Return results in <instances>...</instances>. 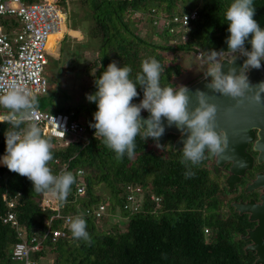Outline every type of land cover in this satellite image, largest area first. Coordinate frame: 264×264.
<instances>
[{"label": "trees", "instance_id": "1", "mask_svg": "<svg viewBox=\"0 0 264 264\" xmlns=\"http://www.w3.org/2000/svg\"><path fill=\"white\" fill-rule=\"evenodd\" d=\"M54 1L67 10L68 20L73 10L71 5L77 2V12L81 11L83 19L89 22L88 38L94 41L92 46L79 42L77 38L84 34L72 26L68 27L69 30L66 27L69 34L65 41L68 51L73 49L69 37L77 40L73 43L83 48L81 55L85 49H90L82 68L87 80L78 85L85 96L77 97L74 104H59V74L66 60L61 54L51 53L46 70H51L55 76L51 74L48 82L58 83L35 100L37 107L45 111H73V117L86 127V138L57 147L55 138L43 135L52 145L53 160L49 167L53 175L70 171L76 178L67 197L62 200L58 196L57 209L44 205V197L52 192L35 191L30 180L0 164V264L14 260L13 247L21 240L18 229L3 222L2 216L8 210L7 199L16 200L14 211L21 230L29 238L35 234L44 235L49 226L67 231V236L56 240L48 234L43 249L34 253L33 257L41 261L52 253L48 264H261L257 262L258 255L251 247L249 236L256 222L232 202L236 199L234 190L225 174L215 169V154L206 152L197 164L188 162L186 165L181 162L182 147H175V134L170 133L158 147L153 139L146 141L142 138V130L135 139L134 155L129 158L125 153L118 157L104 143L103 136L95 137V129L90 124L95 123L93 116L97 105L86 98V94L97 91L95 80L113 60L118 62V66L132 69L130 79L134 82L141 72L142 61L151 58L161 65L162 87L177 89L199 80L210 66H197L196 61H188L186 52H195L194 49L198 48L199 57L208 58L212 64L213 49L227 50L225 41L229 32L225 12L233 0ZM253 6L256 8L254 19L264 28V0H253ZM192 10H197V16L179 31H171L172 25L163 22L166 17ZM137 23L163 27L166 32L163 37H167V41L157 42L149 34L141 36ZM184 32L187 33L186 38L183 37ZM177 37L181 39L173 42L175 45L168 43ZM137 87L140 95L134 98L133 103H139L143 98L142 89L138 84ZM46 96L51 100L50 104H44ZM1 114H9V110L0 107ZM142 116L147 118L148 113L143 111ZM0 121H3L0 123L2 157L6 149L4 134L12 126L6 119ZM24 127L22 124L21 128ZM78 169L85 171L87 183L84 194L77 193L80 182ZM129 184L142 187L141 194L137 195V210L127 206L126 186ZM153 194L158 199L152 198ZM100 203L108 204V211L98 219L94 209ZM117 207L126 220L121 229L118 224L108 222ZM58 212L60 216L57 217L55 214ZM69 215L72 218L83 216L90 240L73 237L69 224H65V217ZM103 219L109 228H98V221Z\"/></svg>", "mask_w": 264, "mask_h": 264}, {"label": "clouds", "instance_id": "2", "mask_svg": "<svg viewBox=\"0 0 264 264\" xmlns=\"http://www.w3.org/2000/svg\"><path fill=\"white\" fill-rule=\"evenodd\" d=\"M256 8L253 0H233L225 12L229 36L226 39L227 50L235 56L229 63L227 71L225 61L219 62V55L224 50H212V64L204 74L209 82L205 85L215 92L236 99L237 102L254 89L264 93V82L251 85L248 73L244 69L264 67V28L254 19ZM250 45V48L247 47ZM244 57L242 66L235 61ZM132 69L129 66H118L113 60L106 70L95 80L97 91L86 94L89 102L97 105L90 127L95 129V137L103 136L104 143L123 157L125 153L131 158L134 155L135 139L143 130V139L151 138L159 147L160 138L166 128L175 127L180 132V149L183 153L182 163L197 164L205 155L222 153L228 147V140L222 131H217L216 117L218 108L209 102L207 93L196 89L198 106L190 107L191 90L184 85L174 89L160 84L161 65L155 59H145L141 63V72L136 81L130 79ZM137 84L143 91L139 103H133L139 97ZM257 102L261 95L253 97ZM0 107L9 110L6 120L12 128L5 131L6 149L0 164L11 172L26 177L37 192L50 191L65 199L75 183V176L70 171L53 175L49 162L53 160L52 145L42 135L34 122L37 111L35 97L23 89L12 88L0 95ZM148 113L147 118L142 112ZM3 121H0L2 123ZM166 122V123H165ZM25 125L21 128V125ZM87 222L83 216L70 218L69 229L76 239L90 240L86 231Z\"/></svg>", "mask_w": 264, "mask_h": 264}, {"label": "built area", "instance_id": "3", "mask_svg": "<svg viewBox=\"0 0 264 264\" xmlns=\"http://www.w3.org/2000/svg\"><path fill=\"white\" fill-rule=\"evenodd\" d=\"M66 9L54 0H39L28 2L27 0H0V95L12 88L23 89L37 98L49 91V82L46 76V67L51 49L48 40L52 33L59 31L63 25L67 27ZM197 16V10L183 12L173 17H166L163 22L171 26V31L187 27L192 19ZM235 56L230 51H224L219 55V62L224 58L233 59ZM8 114H1L0 120L6 119ZM74 112H51L37 107L34 122L40 127L42 135L57 140L61 147L67 146L73 141L85 139L86 127L79 119L73 117ZM80 182L77 188L78 194H84L86 190L85 171H77ZM127 198L132 210L139 207L137 195L141 194L140 185H127ZM152 198L158 199L154 194ZM6 199V196H5ZM8 210L2 216L3 222L10 223L18 229L21 240L18 241L12 251V258L22 264H42L41 259H35L34 253L44 247V239L51 234L52 239L67 236V231L62 228L48 227L44 234H35L30 238L21 230L20 222L14 211L16 200L7 199ZM44 205L57 209L58 195L48 194L44 197ZM108 211V204L100 203L94 213L100 219ZM89 212V209H87ZM55 216H60L56 213ZM71 215L65 217V224H69Z\"/></svg>", "mask_w": 264, "mask_h": 264}, {"label": "water", "instance_id": "4", "mask_svg": "<svg viewBox=\"0 0 264 264\" xmlns=\"http://www.w3.org/2000/svg\"><path fill=\"white\" fill-rule=\"evenodd\" d=\"M195 52H199L198 48L194 49ZM244 57H240L235 61L237 67L242 66ZM235 60L224 58L221 63L225 61L224 70L227 71L228 62L231 63ZM228 61V62H227ZM247 71L248 79L251 85H258L264 82V68L251 69ZM210 78L206 80L204 77L192 83L188 88L191 90V101L190 107L194 109L198 106V102L195 96V90L200 89L207 93L210 103L217 105L218 112L216 117V130L222 131L228 140V147L219 154H216V169L219 166H224L227 162H233L231 171L232 175L228 179L230 187L233 186L234 182L239 180L241 175L245 172V169L253 166V157H251L246 151L249 141L255 138L258 134L259 139L256 141L255 149L259 151V161L264 160V93H259L258 89H254L252 92L244 98H241L239 102L230 96L222 95L215 92L205 85L209 82ZM261 95V100L257 102L253 97ZM146 118V117H144ZM166 123V122H165ZM258 130L256 132L255 130ZM170 133L176 134L175 147H183L180 143V132L175 128H166L165 134L160 138V143H163ZM205 151V155L206 156ZM264 186V177H258L257 182L254 186ZM263 203L255 205L254 202L250 201L248 204H236V207L240 211H251V219L257 220L258 225L255 229L249 232L250 239L253 241L251 247L256 250L258 255V263L264 264V197Z\"/></svg>", "mask_w": 264, "mask_h": 264}, {"label": "rangeland", "instance_id": "5", "mask_svg": "<svg viewBox=\"0 0 264 264\" xmlns=\"http://www.w3.org/2000/svg\"><path fill=\"white\" fill-rule=\"evenodd\" d=\"M71 6L73 7V10L71 12L70 20H68L67 18V29L70 26L79 28L83 32L84 36L78 37L77 39L80 40L79 42L89 43L90 45L88 46L90 47L94 44V41L88 38L90 35L88 33L89 22L88 20L83 19V15L81 11L77 12L79 8L77 5V2H74ZM136 26L141 36L149 34L153 40H156L157 42H160L159 40H161V42L163 43H165V41H167L168 39L167 37H163L166 33L163 27L154 28V27H151L150 25L149 27H147L148 26L147 24H140V23H137ZM180 29L181 28H178L176 31H179ZM68 30H66L65 28L63 29V32H60L56 36L54 35L53 40L51 41V45H50V49L52 50V53L54 55L59 56L61 54L63 55V58L66 60L65 65L63 67V71H61V73L59 74V84H60L59 104L61 105H65L69 103L74 104V101H76L77 97L81 99L83 98V96H85V94L82 93L83 89L80 88V86L78 87V85L84 83L85 80H87V77L83 75L82 68L84 67L85 62H86L84 57L90 54V49H87V50L85 49L84 54L81 55V51L83 50V48H81L78 44L73 43V40H74L73 37H69V42L70 43L72 42L73 49L69 51L65 49V46H66L65 41H67L68 39L67 37L69 34ZM186 35L187 33L184 32L183 37L186 38ZM180 39L179 37H177V38L172 39V41H168V43L175 45L173 42H178ZM74 41L77 42V40H74ZM186 56L189 58L188 61H196L197 66L204 65L205 67H209L211 64L208 58L199 57L200 56L199 52L195 53L194 51H191V52L187 51ZM51 65L52 63H50V66ZM46 72H47L46 76L48 77V79L50 78L51 74L55 76V73L51 72V70H46ZM56 83H53V82L50 83L49 84L50 89L54 88L56 86ZM185 86L188 87L190 86V84L185 85ZM45 98L46 99L44 100V104H50L51 100L47 96ZM55 145L57 147H61L60 144H58L57 142ZM117 208L115 209L113 215H111L110 218H108V222L110 224H115V225L118 224L119 225L118 227L121 229L124 227L126 220L123 216L120 215V209L119 208L117 209ZM105 226L109 228V226H107L106 219L98 221L99 229H104ZM52 256H53L52 253H48L47 256L42 259L43 263L48 264ZM7 264H21V262L18 260H12L11 262H8Z\"/></svg>", "mask_w": 264, "mask_h": 264}, {"label": "flooded vegetation", "instance_id": "6", "mask_svg": "<svg viewBox=\"0 0 264 264\" xmlns=\"http://www.w3.org/2000/svg\"><path fill=\"white\" fill-rule=\"evenodd\" d=\"M247 73V71H246ZM258 132V130H255ZM177 135L175 134V139ZM259 139L258 134L255 135V138L252 141H249L247 147L245 148V151L253 157V166L251 168L245 169V172L241 175L240 179L235 181L232 188L234 192V197H236L235 200H233V203L236 204H243L246 205L250 201L254 202L255 205H260L263 203V197H264V186H254L255 183L258 180L259 175L264 177V160L259 161V151L255 149L256 141ZM216 156V154H215ZM214 161V166H216V157ZM233 162L229 161L224 166H221V168L218 167V169H215L220 172V174L223 173L226 176V180L228 182L229 177L232 175L231 167ZM243 213L248 214V216L251 218V211H242ZM256 222L253 229L256 228L258 225V219L254 220ZM252 230V229H251ZM253 244V241L251 245Z\"/></svg>", "mask_w": 264, "mask_h": 264}, {"label": "bare ground", "instance_id": "7", "mask_svg": "<svg viewBox=\"0 0 264 264\" xmlns=\"http://www.w3.org/2000/svg\"><path fill=\"white\" fill-rule=\"evenodd\" d=\"M65 28H66V26L63 25L62 28H61L59 31L54 32V33H52V34L50 35L49 40H48V47H49V48H50L51 41L53 40L54 35L56 36V35H58L60 32H63V29H65ZM2 157H3V156H2Z\"/></svg>", "mask_w": 264, "mask_h": 264}, {"label": "crops", "instance_id": "8", "mask_svg": "<svg viewBox=\"0 0 264 264\" xmlns=\"http://www.w3.org/2000/svg\"><path fill=\"white\" fill-rule=\"evenodd\" d=\"M51 52H52V50H51Z\"/></svg>", "mask_w": 264, "mask_h": 264}]
</instances>
